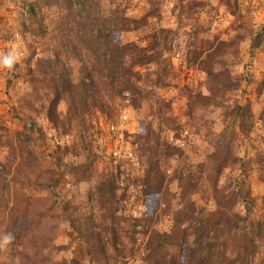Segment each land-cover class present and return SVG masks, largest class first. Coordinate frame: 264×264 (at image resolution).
Wrapping results in <instances>:
<instances>
[{"label":"rangeland","instance_id":"374dc122","mask_svg":"<svg viewBox=\"0 0 264 264\" xmlns=\"http://www.w3.org/2000/svg\"><path fill=\"white\" fill-rule=\"evenodd\" d=\"M81 4L0 0V55L13 49L20 53L13 70L0 68V264H72L82 255L69 235L82 232L89 220L95 225L94 239L105 247L97 262L89 255L82 264H145V230H169L170 219L187 200L196 210H215L214 185L232 189L241 177L254 204L244 219L230 224V232L252 226L264 230L259 225L264 220V171L257 167L264 161V46L252 47L264 26V0ZM117 11L125 21L111 34L112 42L151 60L133 67L141 75L139 107L128 92L113 94L106 84L108 69L87 45L93 34L105 33ZM105 38L106 33L101 44ZM90 73L99 88L92 93L100 94L105 105L73 120L69 93L52 104L53 78L57 85L76 86ZM164 103L161 118L154 112ZM238 104L251 113L246 131L241 121L233 125L227 116ZM147 128L180 152L160 163L163 184L161 201L150 207L153 223L134 228L128 223L152 214L144 195L147 166L136 142ZM228 148L236 158H229L219 175L209 170L207 159L216 150L228 154ZM14 158L15 165L22 164L20 172L11 167L8 173ZM111 177L118 188L113 206L106 186ZM246 208L236 206L243 215ZM256 236L258 252L251 264H264V232ZM113 238L119 252L112 248Z\"/></svg>","mask_w":264,"mask_h":264},{"label":"trees","instance_id":"16d2710c","mask_svg":"<svg viewBox=\"0 0 264 264\" xmlns=\"http://www.w3.org/2000/svg\"><path fill=\"white\" fill-rule=\"evenodd\" d=\"M79 1L82 3L81 5H83V0ZM32 10H34V6L32 7ZM83 17L84 13L81 12V18ZM86 20H88L87 17ZM123 21L125 20L119 17V11H117V17L112 23L113 25L111 24L108 29H105L106 38L104 39V43L101 44V41L103 42L105 33L99 31V34L94 36V31H92V39L89 40L90 43L88 42L87 45L91 44L90 50L99 53L98 55L101 58V65L106 70L108 69V74H105L108 76L106 84L110 87L113 94L115 96H122L123 93L128 92L131 97L132 105L139 107L138 105H141L142 102L140 95L143 92L139 90L138 87V82L141 81V75L138 72L135 73L133 67L137 65H145L151 60H144L145 56L133 54V51H131L132 49H129V46H118V44L112 42L110 39L111 34H114L119 30ZM127 21L129 23L133 22L131 20ZM128 26H130V24ZM100 44L104 46V48L101 47ZM262 45L264 46V26L252 39L253 48H260ZM128 53L132 56L129 65H127L125 59V56L126 54L128 55ZM152 59L154 58L152 57ZM211 69L214 70L213 67ZM92 71H94V69ZM103 72L104 70L101 71L102 75ZM52 74L56 75L57 73L52 72ZM87 79L88 80L82 78L76 86H73L72 84L61 82L57 85L55 77L53 78V81L55 82V85L53 84L55 98L52 104L59 102L64 92L69 93L68 102L71 104V107L73 106V110L71 108V111H73L71 114L73 120L77 117H83L95 107H99L103 110L105 105V101L101 99L100 94L96 93L95 96L92 93L94 90L99 89L97 87L98 83L95 75L90 73L88 74ZM78 90L80 91L77 92ZM194 100L195 99L190 96L188 102H193ZM166 110L167 103H164L163 107H161V109H155L154 113L155 115H161V118H165ZM250 115L251 113L248 106H241L239 104L236 105L230 113H227V116L233 119V125L238 121H241V130H245L244 126L247 125L246 123H248ZM248 124L250 125V123ZM231 127V123L227 125L225 127L226 129H224L225 133L229 132L228 130H230ZM144 133L145 134L136 137V142L139 144L140 152L143 160L145 159L147 166L144 176V195L147 199L146 204L148 205L149 210H151L150 207L153 202L156 203L157 201H161L160 186L163 183L160 181V163L167 157L171 158L177 156V153L180 152V150L166 143H161L160 138L155 134H152L154 132L151 128H147V131ZM227 153L228 154H222L220 151L216 150L214 155L209 157L206 161L209 170L211 169L214 173L218 172V175L222 173L227 167L229 158H236L229 154V148ZM29 156H31V154H29ZM13 160V162H10V166L6 167L8 173L11 171V167L14 168L16 172H20L22 164L16 163L15 165V158ZM215 160L219 163L214 162ZM235 161H233L232 164H234ZM263 162V160H260L257 167L264 171ZM200 168L204 167L201 165ZM200 168L198 169L199 172L202 171ZM243 173L246 175V170H243ZM110 179L111 180L108 181V185L106 186L109 190L108 203L110 202L113 206L116 204V192L118 188L115 186L114 178L111 177ZM80 181L79 178L77 183L79 184ZM245 186L246 180L243 177L240 178L239 182H237L232 189L225 187L224 190H222L217 182L214 185L212 192L217 207L215 210H196L197 208H194L193 203L187 200L184 205L181 203L173 218L170 219L171 226L169 230L165 232L155 228L145 230L146 235H148L145 248V264H251L253 258L258 252L256 239L260 237L256 236V234H261L264 230L257 231L252 226L249 231L242 228L239 231L230 232V224L235 223L234 225H236L240 220L244 219L247 216V213L250 212L251 206L254 204L250 199L249 189H246ZM237 205L247 207L245 215L239 210H236ZM71 209V207H67V210ZM153 215L154 212H152L151 217L147 216L139 220H133L135 221L134 225L130 222L128 224L132 225L131 227L134 228L138 225H142L143 228H148V225L153 223ZM110 217L115 218L114 222L117 219L115 213L110 214ZM67 221H70V219H67ZM70 223L73 229L75 224H72L71 221ZM259 225L263 227L264 220L263 222H260ZM94 227L95 225L92 221H84L82 224V232H85V234H82L78 229H75L70 233L69 236L77 241V248L80 257L82 255V258L76 257L72 261V264H82L81 261L84 263V258L89 257V255H91L90 259L92 262H97L100 255L103 257L102 253L104 252L105 246L104 243H99L94 239ZM229 232L230 240L225 237V234ZM81 238L86 239V241H82ZM111 242L114 252H119L120 250L117 248V242L114 238Z\"/></svg>","mask_w":264,"mask_h":264},{"label":"clouds","instance_id":"9594fccd","mask_svg":"<svg viewBox=\"0 0 264 264\" xmlns=\"http://www.w3.org/2000/svg\"><path fill=\"white\" fill-rule=\"evenodd\" d=\"M19 60V51L13 49L6 54L0 55V68L11 71L15 68V65L19 62Z\"/></svg>","mask_w":264,"mask_h":264}]
</instances>
